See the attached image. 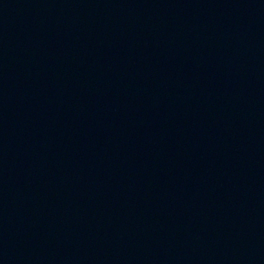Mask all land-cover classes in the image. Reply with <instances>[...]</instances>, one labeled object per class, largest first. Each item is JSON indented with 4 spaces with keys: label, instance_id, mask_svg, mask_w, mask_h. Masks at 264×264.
<instances>
[{
    "label": "water",
    "instance_id": "water-1",
    "mask_svg": "<svg viewBox=\"0 0 264 264\" xmlns=\"http://www.w3.org/2000/svg\"><path fill=\"white\" fill-rule=\"evenodd\" d=\"M0 264H264V0H0Z\"/></svg>",
    "mask_w": 264,
    "mask_h": 264
}]
</instances>
